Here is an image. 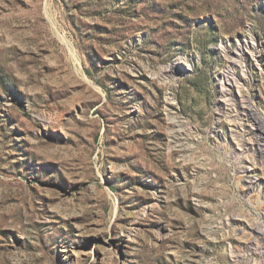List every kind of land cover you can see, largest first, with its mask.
<instances>
[{"label":"rangeland","instance_id":"374dc122","mask_svg":"<svg viewBox=\"0 0 264 264\" xmlns=\"http://www.w3.org/2000/svg\"><path fill=\"white\" fill-rule=\"evenodd\" d=\"M246 106L264 0H0V264H264Z\"/></svg>","mask_w":264,"mask_h":264},{"label":"bare ground","instance_id":"6f19581e","mask_svg":"<svg viewBox=\"0 0 264 264\" xmlns=\"http://www.w3.org/2000/svg\"><path fill=\"white\" fill-rule=\"evenodd\" d=\"M249 45L250 42H249ZM247 43L244 42L242 45H239L238 47V50H242L241 53H236L237 56H242L247 50ZM236 56V57H237ZM245 55H243L242 59L244 58ZM246 57V56H245ZM240 59V58H239ZM231 61V67H229L225 72L221 73V76L223 78V80L228 83L229 85L231 86H234L236 85L237 83V79L236 77H234L232 74L234 73V69L233 67L236 68V66H241L242 64L239 62L238 59L236 58H230L229 59ZM247 107V106H246ZM247 116L251 119H253L256 124H257V130H258V135H257V139L259 140L258 143L256 144L257 146V151L259 154L263 153L264 152V147H262L261 145H264L262 144V141H264V118H260V117H257L253 114V109L250 108V107H247ZM233 165V164H232ZM261 204H264V203H261ZM222 206H223V209L222 211L220 212V214H230L231 212H233L234 209H239L240 205L237 203V202H231V203H222ZM252 210V209H251ZM232 214V213H231ZM253 215V214H252ZM251 221V220H250ZM256 222V221H255ZM251 226H253V228L255 230H257L258 232H261V229L260 227L264 225H261V224H252L251 223Z\"/></svg>","mask_w":264,"mask_h":264}]
</instances>
